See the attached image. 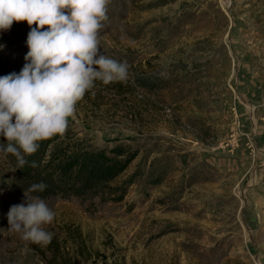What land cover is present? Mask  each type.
<instances>
[{"label": "rangeland", "instance_id": "obj_1", "mask_svg": "<svg viewBox=\"0 0 264 264\" xmlns=\"http://www.w3.org/2000/svg\"><path fill=\"white\" fill-rule=\"evenodd\" d=\"M107 17L100 52L128 77L94 81L68 130L131 161L97 196L45 198L43 228L68 264H264V0H109ZM30 30H0V77L24 67ZM13 175L0 152V264H51L8 229L34 196Z\"/></svg>", "mask_w": 264, "mask_h": 264}, {"label": "clouds", "instance_id": "obj_2", "mask_svg": "<svg viewBox=\"0 0 264 264\" xmlns=\"http://www.w3.org/2000/svg\"><path fill=\"white\" fill-rule=\"evenodd\" d=\"M109 0H0V30L13 22L27 21L28 52L19 74L0 77V152L28 163L39 142L63 135L75 105L94 81H125L128 65L100 52V29L108 19ZM67 10V11H65ZM36 25V27H32ZM37 167L35 161L31 164ZM47 185L33 184L29 192H43ZM55 212L39 196L14 204L7 213L8 229L21 239L46 245L52 234L43 228Z\"/></svg>", "mask_w": 264, "mask_h": 264}, {"label": "trees", "instance_id": "obj_3", "mask_svg": "<svg viewBox=\"0 0 264 264\" xmlns=\"http://www.w3.org/2000/svg\"><path fill=\"white\" fill-rule=\"evenodd\" d=\"M68 127L63 135L40 141L34 154L24 156L28 163L23 168L18 167L14 155L1 152L14 169L12 177L3 179L9 189L29 192L31 185L43 182L47 185L43 192L29 193L42 199L60 195L84 200L112 188L110 182L127 167L131 157L125 156L120 147L90 149ZM6 143L0 136V144ZM33 161L37 167L31 166ZM29 244L35 249L40 247L30 241ZM46 246L51 264H68V248L60 247L57 238L51 239ZM41 250L45 252V249Z\"/></svg>", "mask_w": 264, "mask_h": 264}]
</instances>
